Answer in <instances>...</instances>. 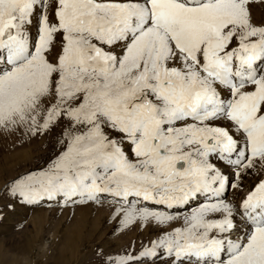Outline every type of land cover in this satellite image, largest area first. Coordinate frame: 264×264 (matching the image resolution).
<instances>
[{
	"label": "snow or ice",
	"instance_id": "6c2138e0",
	"mask_svg": "<svg viewBox=\"0 0 264 264\" xmlns=\"http://www.w3.org/2000/svg\"><path fill=\"white\" fill-rule=\"evenodd\" d=\"M264 0H0L18 207L88 208L93 264H264ZM24 224H18L23 229Z\"/></svg>",
	"mask_w": 264,
	"mask_h": 264
},
{
	"label": "rangeland",
	"instance_id": "374dc122",
	"mask_svg": "<svg viewBox=\"0 0 264 264\" xmlns=\"http://www.w3.org/2000/svg\"><path fill=\"white\" fill-rule=\"evenodd\" d=\"M256 11L264 13V8ZM39 148L13 150L11 139L0 137V186L5 172L23 170L30 158L42 154ZM136 235L133 231L119 239L111 236L104 213L88 208H77L73 215L70 209L18 207L0 220V264H93L97 245L119 247Z\"/></svg>",
	"mask_w": 264,
	"mask_h": 264
}]
</instances>
